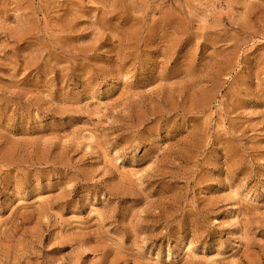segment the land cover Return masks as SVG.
<instances>
[{
  "label": "rangeland",
  "instance_id": "374dc122",
  "mask_svg": "<svg viewBox=\"0 0 264 264\" xmlns=\"http://www.w3.org/2000/svg\"><path fill=\"white\" fill-rule=\"evenodd\" d=\"M0 264H264V0H0Z\"/></svg>",
  "mask_w": 264,
  "mask_h": 264
}]
</instances>
